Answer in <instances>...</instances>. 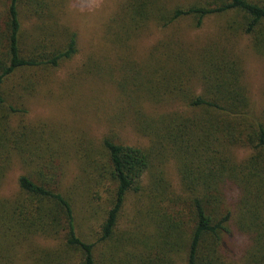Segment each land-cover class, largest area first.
I'll return each instance as SVG.
<instances>
[{
    "label": "trees",
    "instance_id": "obj_1",
    "mask_svg": "<svg viewBox=\"0 0 264 264\" xmlns=\"http://www.w3.org/2000/svg\"><path fill=\"white\" fill-rule=\"evenodd\" d=\"M51 1L0 0V188L15 163L24 171L16 192L0 195V264H264V109L254 112L242 59L228 56L226 47L231 38L247 37L251 50L264 54V0H190L170 10L162 0H127L124 34L113 40H120L115 49L127 72L117 81L120 93L131 109L137 107L131 102L168 100L183 109L137 116L134 126L148 140L144 148L105 136L104 163L87 153L85 170L94 166L98 173L97 179L88 173V181L103 184L108 195L100 209H87L90 217L102 218L95 221L94 239L86 231V209L75 215L71 197L61 192L51 132L44 123H24L25 101L36 86L23 74L54 69L79 50L75 31L51 25ZM228 14L233 17L222 31L225 42H206L195 63L179 49L176 35L157 42L141 63L132 57L130 40L152 23L166 28L187 19L197 29L208 16ZM24 18L33 19L30 29ZM193 78L200 91L191 89ZM132 86L136 96L126 89ZM237 148L248 152L245 158L234 157ZM166 157L175 161L181 195L165 179ZM229 188L236 192L234 205ZM129 193L141 194V209L131 227L120 229ZM233 228L249 237L239 261L225 254ZM35 237L53 242L43 246Z\"/></svg>",
    "mask_w": 264,
    "mask_h": 264
},
{
    "label": "rangeland",
    "instance_id": "obj_2",
    "mask_svg": "<svg viewBox=\"0 0 264 264\" xmlns=\"http://www.w3.org/2000/svg\"><path fill=\"white\" fill-rule=\"evenodd\" d=\"M188 1L190 0H162L164 10H170L177 5H186ZM3 5V2H0L1 14ZM126 5L127 0L51 1L49 11L51 25L54 28H65L69 32L77 33L78 53L54 69L40 68L34 69L33 72L28 70L23 74L26 78L33 80L36 86L34 92L28 94L25 101L27 112L24 114V123L27 126L44 123V127L51 132L50 135L53 138L49 137V139L59 154L58 162L62 167L61 192L71 197L75 215H79L81 210L86 209L85 222L88 226L86 229L85 225V229L93 239L92 230H98V223L95 221L99 219L102 221V218L101 216L100 218L90 217L87 209H100L99 205L102 207L106 203L108 195L105 193L103 184L100 188L88 181V173L94 179H97L98 173L93 170L94 166L85 170L87 153H92L93 160L99 164L104 163L105 155L101 140L105 136H110L122 144L144 148L148 145V140L139 134L134 126L135 120L140 119L137 116L155 117L183 109L181 102L175 103L176 101L171 100L162 104L139 100L140 104L131 102L133 106H137L131 109L128 104L129 97L120 93L117 81H120V77L127 72L121 69L115 49L120 40H113L116 37L121 39L124 34L125 26L120 27V25L123 20L122 10ZM232 17L231 14L208 16L204 19L202 26L197 29L192 28L187 19H182L166 28L152 23L137 38L130 40L133 45L132 57L141 63L157 42L176 35L174 39H180V48H178L195 63L197 53L207 44L206 42L217 37L218 42H225L222 40L224 38L222 31L227 20L229 21ZM32 20L24 18L23 26L30 29ZM60 39L62 38L57 37V40ZM226 43V47L231 49L228 51V56L239 55L242 59L240 64L244 72L242 82L249 93L254 112L258 114L264 109V54L254 53L247 37H239L236 40L231 38ZM179 52L178 50L177 53ZM140 74H145L144 69ZM182 84L189 87L187 82ZM191 86L194 91H200L199 81L195 78ZM125 88L122 91H125ZM126 89L131 91L130 96H136L133 91L138 90L135 87ZM233 154L240 160L245 158L248 152L237 148L233 150ZM161 168L170 190L181 195L175 161L166 157ZM21 174H24L23 169L15 163L1 185L2 197L12 196L16 192L17 179ZM149 176L147 173L143 180L146 182ZM103 182L107 185L105 179ZM98 189L100 198H97L95 194ZM235 193L232 192V188H229L228 198L232 205L236 202ZM140 195L135 193L126 195L121 211L120 229L129 228L135 220H138L136 216L141 209ZM89 202L92 205L87 207ZM35 239L34 242L43 246H49L53 242L40 237ZM248 239L246 234H240L233 228L232 234L225 240L227 247L225 254L229 257L232 254L235 261H239L249 244Z\"/></svg>",
    "mask_w": 264,
    "mask_h": 264
}]
</instances>
